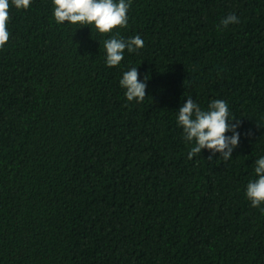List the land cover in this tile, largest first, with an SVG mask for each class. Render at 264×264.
<instances>
[{"label":"trees","instance_id":"obj_1","mask_svg":"<svg viewBox=\"0 0 264 264\" xmlns=\"http://www.w3.org/2000/svg\"><path fill=\"white\" fill-rule=\"evenodd\" d=\"M8 11L0 264H264V205L245 197L264 154V0H132L119 32L144 47L116 67L106 37L56 24L51 0ZM133 65L141 103L119 86ZM188 95L240 120L229 161L189 158L176 120Z\"/></svg>","mask_w":264,"mask_h":264},{"label":"clouds","instance_id":"obj_2","mask_svg":"<svg viewBox=\"0 0 264 264\" xmlns=\"http://www.w3.org/2000/svg\"><path fill=\"white\" fill-rule=\"evenodd\" d=\"M10 2L16 9L27 10L32 0H0V48L5 46L10 35L7 27ZM131 3L132 0H51L52 16L56 24L74 25L76 29L88 26L91 31L95 29L105 36L104 63L107 67H116L124 59L125 50L135 53L144 47L139 34L125 37L119 32L128 25ZM238 22L239 17L233 12L221 18L220 26L226 28ZM140 76L138 66L133 65L123 71L119 79V86L129 102L141 103L146 97L147 79L145 76L138 79ZM186 97L178 108L176 120L182 128L184 141L192 143L189 158L207 149L209 160L219 157L229 161L240 142V120L231 116L229 105L223 99L211 100L202 108L191 95ZM247 135H251V131ZM254 165L255 176L246 184L245 197L250 206L261 207L264 205V154L255 159Z\"/></svg>","mask_w":264,"mask_h":264}]
</instances>
